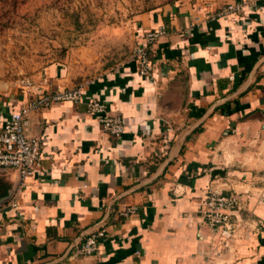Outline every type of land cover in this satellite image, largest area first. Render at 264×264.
<instances>
[{
    "label": "crops",
    "instance_id": "crops-1",
    "mask_svg": "<svg viewBox=\"0 0 264 264\" xmlns=\"http://www.w3.org/2000/svg\"><path fill=\"white\" fill-rule=\"evenodd\" d=\"M234 2L242 9L217 15ZM135 25L133 47L145 30L167 29L150 75L128 56L81 101L25 116L40 165L22 187L16 170L0 169V264H264V0H182ZM75 76L53 63L30 77L53 89L82 83ZM28 98L0 81V125ZM91 98L122 116L120 136L87 110ZM211 191L242 198L227 239L202 216ZM123 204L137 213L119 217ZM101 228L97 251L81 253Z\"/></svg>",
    "mask_w": 264,
    "mask_h": 264
},
{
    "label": "rangeland",
    "instance_id": "rangeland-1",
    "mask_svg": "<svg viewBox=\"0 0 264 264\" xmlns=\"http://www.w3.org/2000/svg\"><path fill=\"white\" fill-rule=\"evenodd\" d=\"M180 1L0 0V81L61 63L88 83L128 59L138 14Z\"/></svg>",
    "mask_w": 264,
    "mask_h": 264
},
{
    "label": "built area",
    "instance_id": "built-area-1",
    "mask_svg": "<svg viewBox=\"0 0 264 264\" xmlns=\"http://www.w3.org/2000/svg\"><path fill=\"white\" fill-rule=\"evenodd\" d=\"M241 9L240 3H229L221 7L217 15L231 14ZM166 34L167 29L163 26L145 30L141 35V41L132 48L129 56L135 62L139 75L146 76L152 73V47L159 38ZM17 84L29 98L18 110L11 112L0 125V169L16 170L19 187H22L26 178L32 176L38 168L41 159L39 137H26L23 134L25 116L33 110L48 107L56 102L81 101L83 89L88 83L52 89L44 87L46 84L44 78L39 85L30 76H24L18 79ZM86 105L87 110L95 114L104 131L114 136H120L123 133L125 122L121 115L111 113L106 105L96 98L88 99ZM9 206L17 207V199L12 198ZM242 207V198L238 194L211 191L203 202L201 213L214 234L224 235L227 239L234 232L233 213H237ZM137 211L136 205L123 204L117 215L126 219L136 214ZM104 234V228H101L89 235L79 245L80 252L85 255L95 253L98 249V239L105 236Z\"/></svg>",
    "mask_w": 264,
    "mask_h": 264
},
{
    "label": "trees",
    "instance_id": "trees-1",
    "mask_svg": "<svg viewBox=\"0 0 264 264\" xmlns=\"http://www.w3.org/2000/svg\"><path fill=\"white\" fill-rule=\"evenodd\" d=\"M183 180V179H182ZM9 185L0 178V198L6 196L8 194Z\"/></svg>",
    "mask_w": 264,
    "mask_h": 264
}]
</instances>
